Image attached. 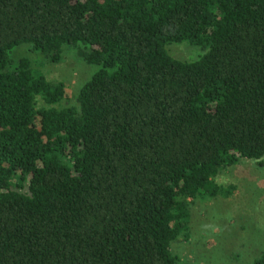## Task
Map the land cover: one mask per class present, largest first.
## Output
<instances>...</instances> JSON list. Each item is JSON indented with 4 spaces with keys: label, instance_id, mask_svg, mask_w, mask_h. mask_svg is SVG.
I'll list each match as a JSON object with an SVG mask.
<instances>
[{
    "label": "trees",
    "instance_id": "trees-1",
    "mask_svg": "<svg viewBox=\"0 0 264 264\" xmlns=\"http://www.w3.org/2000/svg\"><path fill=\"white\" fill-rule=\"evenodd\" d=\"M22 44L98 70L62 105ZM263 157L264 0H0V264H177L193 202Z\"/></svg>",
    "mask_w": 264,
    "mask_h": 264
},
{
    "label": "rangeland",
    "instance_id": "rangeland-1",
    "mask_svg": "<svg viewBox=\"0 0 264 264\" xmlns=\"http://www.w3.org/2000/svg\"><path fill=\"white\" fill-rule=\"evenodd\" d=\"M169 55L180 61L196 60L198 47L184 43L168 46ZM24 58L31 68L50 81L65 85L62 105H74L80 87L98 70L83 62L76 49L64 46L59 62L35 53L27 44L13 49L10 59ZM216 184L233 186L228 197L195 200L190 207L188 231L171 243L177 264H252L264 254V157L261 163L241 159L221 170Z\"/></svg>",
    "mask_w": 264,
    "mask_h": 264
}]
</instances>
